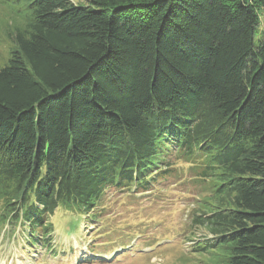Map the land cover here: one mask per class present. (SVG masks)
Masks as SVG:
<instances>
[{
    "label": "trees",
    "instance_id": "obj_1",
    "mask_svg": "<svg viewBox=\"0 0 264 264\" xmlns=\"http://www.w3.org/2000/svg\"><path fill=\"white\" fill-rule=\"evenodd\" d=\"M16 15L0 65L1 240L19 229L28 252L48 249L56 208L147 192L174 156L209 181L190 225L210 237L192 251L264 264V0H26Z\"/></svg>",
    "mask_w": 264,
    "mask_h": 264
},
{
    "label": "rangeland",
    "instance_id": "obj_2",
    "mask_svg": "<svg viewBox=\"0 0 264 264\" xmlns=\"http://www.w3.org/2000/svg\"><path fill=\"white\" fill-rule=\"evenodd\" d=\"M25 1L0 0V65ZM259 27L264 30L262 18ZM258 37L255 33V43ZM172 158L171 171L156 176L153 182H158L147 192L109 188L89 213L56 208L49 217L53 243L48 249L28 252L19 229L2 240L0 232V264H211L209 256L192 251L196 242L210 237L190 225L192 210L201 207L199 198L209 194L204 190L209 181L199 176L203 163Z\"/></svg>",
    "mask_w": 264,
    "mask_h": 264
}]
</instances>
